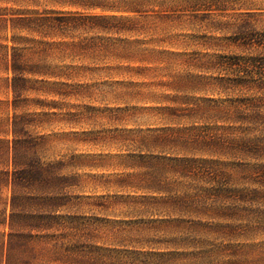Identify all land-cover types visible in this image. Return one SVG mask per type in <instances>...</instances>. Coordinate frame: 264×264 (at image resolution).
I'll list each match as a JSON object with an SVG mask.
<instances>
[{"label":"rangeland","instance_id":"obj_1","mask_svg":"<svg viewBox=\"0 0 264 264\" xmlns=\"http://www.w3.org/2000/svg\"><path fill=\"white\" fill-rule=\"evenodd\" d=\"M7 262L264 264V0H0Z\"/></svg>","mask_w":264,"mask_h":264},{"label":"trees","instance_id":"obj_2","mask_svg":"<svg viewBox=\"0 0 264 264\" xmlns=\"http://www.w3.org/2000/svg\"><path fill=\"white\" fill-rule=\"evenodd\" d=\"M16 54V53H15ZM11 72L13 74L11 87L16 88V85L19 82H24L23 78H21V74L25 71L19 65L18 57L13 55L11 59ZM15 159V158H14ZM16 161L13 164L12 171L8 175L6 181L8 182L9 186L11 187V195L9 200V206L11 209V217L8 221V228L10 231V238L18 236L19 230L22 229L21 221L16 223V218L18 215H24L25 209H22L20 206L22 202L34 201L36 202L37 198L34 195L33 198H28L27 200L23 199V191L30 188H37L42 180L47 177V173L54 167L49 168H41V167H34L30 165H23V167L18 168ZM60 178V177H59ZM20 208V209H19ZM8 264V262H7Z\"/></svg>","mask_w":264,"mask_h":264}]
</instances>
